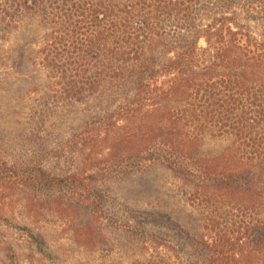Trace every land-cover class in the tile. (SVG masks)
Wrapping results in <instances>:
<instances>
[{"label":"trees","instance_id":"trees-1","mask_svg":"<svg viewBox=\"0 0 264 264\" xmlns=\"http://www.w3.org/2000/svg\"><path fill=\"white\" fill-rule=\"evenodd\" d=\"M9 46L0 81L45 89L0 129V196L131 264H264V0H0Z\"/></svg>","mask_w":264,"mask_h":264},{"label":"rangeland","instance_id":"rangeland-1","mask_svg":"<svg viewBox=\"0 0 264 264\" xmlns=\"http://www.w3.org/2000/svg\"><path fill=\"white\" fill-rule=\"evenodd\" d=\"M200 46H206L205 40L200 41ZM9 47L8 53L0 49L1 64L4 60L3 55L7 56L11 53L12 47ZM4 64L0 66L3 67ZM39 74L41 73L34 72V77L28 81L18 80L15 76L3 78L0 81L4 82L0 83V129L13 133L19 128L28 110L30 97L35 93L41 94L44 88L43 75ZM26 82L34 83L32 89L29 86L30 83ZM169 194L172 195L169 203L175 206L178 201L173 197L171 190ZM166 198L164 197V200ZM8 201L9 199L0 196V213L11 217L20 225L34 222L35 231H42L50 242L51 248L46 249V252L52 255V259L39 255L31 256L33 247L26 241H22L27 236L23 227L21 230H16L0 223V264L17 263V256H14L12 248L16 250V255H19L20 264H131L134 259L133 251L123 249V245L117 239L115 240V237L113 246L115 251L110 252L107 240H111L109 238L112 236L105 235L99 229L91 228L87 218L72 217L69 222L66 221L67 214L62 211L51 212L53 214H46L44 217L42 214L21 208L18 200L9 201L10 203Z\"/></svg>","mask_w":264,"mask_h":264}]
</instances>
